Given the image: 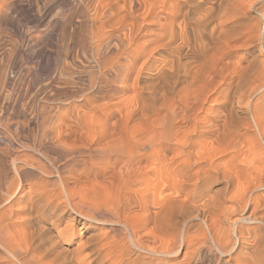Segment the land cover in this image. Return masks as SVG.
I'll return each mask as SVG.
<instances>
[{
	"label": "bare ground",
	"instance_id": "6f19581e",
	"mask_svg": "<svg viewBox=\"0 0 264 264\" xmlns=\"http://www.w3.org/2000/svg\"><path fill=\"white\" fill-rule=\"evenodd\" d=\"M79 1L83 2V3H96V5L99 7V11H98L99 13L98 14L100 16L102 15L101 18H103L105 20V24L102 23L99 26L96 25L95 27H93L94 28L93 29L94 34H96L98 37L100 36L101 38H103V36L106 35V34H104V29H105V27L108 26L106 24H110L112 22V19L114 17H116L117 15H119L121 12L123 13V19L125 21L129 20V19L131 20L133 27H134V34L132 32L133 37L130 38L129 41L122 43V44H119L120 47L118 48V50H120L123 54L129 55L130 61H128L129 63L124 61V62H126L125 64L123 62H120V67L122 65L124 67L127 66L130 68V66L134 65V63L137 62L140 57H143L144 58V61H142L143 62L142 66H144L143 71H145V69L146 70L148 69L147 71H149V69H150V71L152 70L154 72V74L151 73L153 79H155V80L159 79L160 80V78H162V80H164L163 78H167V79L169 78L173 81V83H175V81H176L175 85H177L179 82L184 83V85H183L184 87H181V88H183V91L182 90L181 91L184 94L182 96V95H180V93H178L179 94V95H177V96H179L178 101H175L177 99V97L174 100L175 95L174 96L172 95L173 92L175 94L177 93L174 91L176 89L175 88L176 86H175L173 88L174 90H172L173 92L171 93V95L173 96V97H171V98H173L172 100L168 99V98H170L169 97L170 95L167 97L166 96L167 93H165V94L163 93V95H165L164 96L165 99H163L164 97L162 98L160 96H159L160 97L159 98L158 95L159 94L162 95V93H158V95H157L158 99L155 100V103H154V100L151 103V104L154 103L153 104L154 110H153V112H150V113H152V115H150L148 113V110L151 111V108L153 105L150 106L151 108L149 107L150 109H148V107H147L148 110H146V108H145L146 106L144 107V104L142 103L143 107L141 105H139V107L136 109V112L138 114V117H139L142 125H143V122L145 119H147V120L149 119L147 116H154V115L160 116V114H161L160 120L159 119L156 120L155 116H154L155 120L151 119L153 121V124H151L152 125L151 129L147 128L150 126L149 123L151 121H149V120H148L149 122L147 121V123H148L147 127H146V125H144L147 129H144V128L140 129L138 127L139 125H137V122H136L134 129H135V127H137L140 130L137 131V128H136L134 130L136 132H134V133L127 132V133H129V136L127 137V139H125L126 136H124L123 139L121 140L122 143H118V141H112L111 143L106 142L107 143L106 144L103 140H101L102 142L105 143L104 144V143H100V141L98 139L97 140L94 139V143L97 144V145L94 144L96 146V147H94V149H92L91 147H87L85 149L83 147L85 149V150H83V151H85L84 153L86 154V152H87V155L85 157L87 159V162L89 161L92 163L94 160L96 162V159L100 162V160H105V159L106 160L107 159H113V160L117 161L119 159L131 158V159H136L139 162L147 159V160H150L149 162L152 164L155 160H158L160 162H163V164H160V165H162L164 168L158 167L159 169L163 168L162 170L161 169L156 170L157 169L156 167H150L149 166L151 169L145 168V170H142V171L144 174L145 173L151 174V172L153 170V173L155 172V176H157L156 177L157 179L159 177V179L165 180V183H166L165 185H164V182L161 183L164 187L162 189L168 190L170 192V190H173L172 182L174 181L173 180L171 182V180L173 179L172 175L174 176V174H171L173 167H172V169L169 167V166H171L170 164L172 162L171 161L172 159H170V158L174 156L173 162L182 166V168L180 167L181 170L179 169V165H177L178 168H176L177 166H175L176 170L179 169L180 171H183L186 168L187 169L191 168L194 164L199 163V161H201V159L203 158V155H202V156H199V157H201V158H199L200 159L199 161H196V159H195V161H193V159L195 158V153H194V151L191 150V148L193 146H195V144L197 142L200 143V141H201V140L195 141L194 140L195 138H193V137L198 132H201L200 134L202 136L206 135V136L211 137L213 139V141H211V142H213V144L216 145L217 150H215L213 153L212 152H206L203 150L201 151V153L203 152V154H204V158H203L204 161L203 160L202 161L205 162V166L203 167V169L201 168L202 172L200 174H198V172H199V170H198V172L195 171L196 174L193 172L194 174L193 173H192L193 175L189 174L190 175L189 176L187 173L188 171L187 172L183 171L184 173L183 172L181 173L182 180L180 178L179 179L181 181L178 179L182 183V184L180 183V185H182L181 187H183L185 184H187V183H185V182H187V177L189 178L190 181L195 180V182H196L195 184L199 186L198 189L195 186H193V187L191 186L192 189L194 187H195V189L191 190L190 193L188 191L189 194H187V192H186L187 190H186L184 193L187 194V198L184 199V197H183V200L187 199L186 201H188V202H190L189 200H191V199L198 200V202L200 203L199 207H200L201 212L203 214V217L205 219H208V218L214 219L215 218L216 220L218 219L219 222H222L232 215L237 216L236 219H234V222H235L234 226L235 227L233 226L234 227L233 230L235 232L236 237L233 238L232 235H230V237H228L229 236L228 234H223V237L222 238L220 237L221 239L220 240L218 239L219 241L217 240L215 242V247L217 248L216 250L219 251L217 253L219 254L220 258H221V256L222 257L225 256L229 261H232L235 264H264V157L258 156L260 149H259L258 153L255 152L256 149L253 148V142L251 145L250 141L252 138L250 136L252 134L250 136L248 135V137L251 138V139L247 138L249 141L246 140V141L239 142V144H240V143H244V142L248 141L249 142L248 144H250V146H249L250 148L247 146V143H246V146H241V148L238 147L237 144H235V145H237V146H235L234 145L235 140L231 139V138H233L232 136H234L236 133L241 134V133H238L241 130V128H243L244 126L246 127V125H248V124L251 125V123H252L253 124L252 125L253 130H255V132H253V134L255 133L254 136H256L258 141H260L261 143L263 142V144H264V60L259 58L260 56L259 57L256 56L255 58L245 59L246 61L244 64H241V62H239L240 64L237 65V62H236L235 65L234 66L232 65L231 67H230L231 64H229L228 62H224L226 58H229L232 55L231 51L227 49V46H229V44H231V42L233 40H236V38H235L236 34L244 33L243 30L246 28L245 27L242 30V27L246 26L247 22H248V21L244 22L245 17L248 15H247L246 11H244L242 9V7H243L244 3H246V1L244 3H243L244 0H79ZM252 2H253V0H252ZM249 3H251V2H249ZM249 3H248V5H249ZM252 4L254 5V2L251 3L250 6ZM256 4H258V3H256ZM248 5H244V6H248ZM246 10H249V9L246 8ZM249 11H247V12H249ZM260 12L262 13L261 15L264 17V5L263 4L261 5V11ZM247 18H248V20L250 19L249 17H247ZM93 21H94V19H93ZM251 24L252 23H250V25ZM248 27H249V25H248ZM252 27H254V26L252 25ZM246 29H247V31L250 30V29L248 30V28H246ZM256 29H255V31H256ZM252 31H253V29H252ZM144 32H145V34H144ZM246 34H247V32H246ZM144 35H147V36L151 35L152 38L150 40L146 41L145 43H140L138 39H139V37H142ZM242 36H244V35L242 34ZM262 36L264 38V32H263ZM245 37L246 38H244V39L250 38L249 36H245ZM247 37H249V38H247ZM255 37L256 36L254 35V37L250 38V39H254ZM110 41H111V39H110ZM255 41L257 42V40H255ZM260 41L263 42V48L260 46L261 44L259 46H260V48H262V51L264 52V50H263L264 49V39L260 40ZM246 42H248V41H246ZM241 43H242V40H241L240 44ZM249 43H250V41H249ZM233 44H235V43H233ZM246 44H248V43H246ZM238 46H240V45H238ZM243 46H247V45H243ZM235 47L236 46H234V48ZM247 47H249V46H247ZM247 47H242V48H247ZM250 47H251V45H250ZM258 47H257V49H258ZM239 48H241V46ZM242 48H241V50H243ZM100 53H101L100 50L96 49V51L94 52L95 57L99 58L101 56ZM117 54H119V53H117ZM258 55H259V53H258ZM116 56H118V55H116ZM127 59H128V57H127ZM114 63H116V62H114ZM101 64L103 66H105L106 65L105 60H102ZM118 66H119V64H118ZM142 66H141V69H142ZM131 68H133V67L131 66ZM140 71L141 70H139V72ZM137 76H138L137 79L135 78L136 83H138L137 82L138 79L139 80L146 79V78H144L142 72H140V74H138ZM101 79H103V78H101ZM153 79L151 81H153ZM159 80H158V82H159ZM162 80H161V83H164L165 80L163 82H162ZM146 81H148V80H146ZM169 81L167 80V82H168L167 84H169V86H170V84H172V83H169ZM172 81H170V82H172ZM153 83L154 82H152V85L157 84V83H154V84ZM138 84L136 86H138ZM141 84H145V83H141ZM165 85H166V81H165ZM136 86L134 84V88ZM146 86H149V85L147 84ZM154 86H157V85H154ZM154 86H153V88H154ZM172 87H173V84H172ZM151 89H152V87H151ZM162 89H164V88H162ZM162 89H161V91H162ZM176 90L179 91V89H176ZM147 91L150 92L151 90L147 89ZM157 91H159V87H158ZM164 91H165V89H164ZM152 93H153V90H152ZM193 93H198V95H196V98H198L200 96L202 97L204 95V101L202 100L203 97L202 98L200 97L201 99L199 98V101L202 100L203 103L204 102L206 103L205 100L208 101V99L212 98L210 100H211V102L214 103V105H211L212 104L211 102H210L211 104L208 103L209 105H211L210 109L212 108L211 109L212 116L210 117V119L208 118L209 121L207 120V122H209V123H207V125L205 124L206 126H203V125L201 126L200 125V123H202L201 119H200V123H199L198 122L199 116L196 115L193 128H189V129L187 128L188 130L186 131L184 136H181V138H179V136L182 135V133H179L178 132L179 129L178 130L176 129L178 127L176 125L179 123V121H177V119H176L177 118L176 117L177 110H178V108H181V110L184 112L185 120L187 121L190 119L188 113H189V109H190V100L192 99L191 96L193 95ZM154 94L155 93H153V96H154ZM143 95H144V93H143ZM211 96H213V97H211ZM134 97H137V95ZM140 97H139V99H140ZM146 98L147 97H145V99ZM148 98L150 99V96H148ZM141 99L143 100L144 98L141 97ZM134 100H135V98H134ZM150 101H151V99H150ZM156 101H157V104H156ZM149 102L147 101L146 105ZM200 103H202V102H200ZM204 105H206V104H202V107H201L202 109L204 108L203 107ZM132 106H134V105H132ZM198 107H200V106H198ZM130 108H129V110H130ZM201 108H199V109H201ZM206 111H207V109H206ZM162 112H163V115H162ZM134 114L136 116L135 110H134ZM247 114H249L250 118L247 116ZM127 115L132 117L129 114H127ZM156 118H157V116H156ZM82 119L83 118H81L80 120H82ZM87 119H85V120H87ZM88 120H90V119H88ZM87 121H85V124ZM134 121H136V120L134 119ZM202 121H203V123H206V122H204V120H202ZM249 121H250V123H249ZM90 122H92V121H90ZM93 123H95V122H93ZM92 125H93V127L95 126L94 124H92ZM101 125L103 126V124H101ZM142 125H140V126L144 127ZM89 126L90 125H88V128H90L88 130L89 132H91L97 128V127H95L92 130L91 129L92 126L91 127H89ZM102 126L100 127L101 129H102ZM200 126H201L202 130L200 129ZM88 128L85 125V129L87 130ZM249 128H250V126H249ZM101 129H98V130H100V131H102L103 129L105 130V128H103L102 130ZM98 130H94V131L96 132ZM49 131L46 129H44L43 132L39 131L41 133L39 134L37 140L35 139V143H33L32 146H29V147L33 148V150L36 153L34 151L33 152L35 154L39 155L40 157H37L36 155L31 153V154H24L22 157L20 156L21 158L20 157L16 158V160L19 161L18 163H21V164L16 165L15 170H18V172L20 174H23L25 176L27 173L26 176L29 177V175L37 172L39 174L41 173L42 176L40 177V175H37V176H39L40 179L37 181V183H35L34 185L31 186V187H35V190L33 189L34 191L33 192L31 191L32 193H30L29 197L26 196L27 197V200H25L26 201V206H25L26 208H24V209L26 210L27 213L25 212L26 216H23V217H25L23 221H25L28 226L31 225V227L32 226L35 227L34 230L32 229L33 230L32 232L30 231L34 238L32 236H30L31 233L29 232L30 233L29 236L31 238L28 239V241L29 240L31 241L30 242L31 246L33 245L34 247L30 246L27 248L26 247L27 243H25L26 245L24 244V242H26L25 240H23V242H22L23 244L20 243L21 249L24 248V249H22V251L20 250V252L17 250L12 251V250H10V248L6 249L2 245L6 250H9V253H10L9 255L11 256L12 261H14V262H12V264H108V263H106L107 256L108 255L110 256V251L112 252L115 249L117 250V248H118V250H119V248L122 250V252H120V253H122L121 254L122 257L120 260L116 259L115 261H109L111 264H112V262H113V264H153L154 262L151 263L150 261L145 260L144 257L146 254H144L143 258L140 256L143 252H141L140 255L139 254L136 255V253L133 251V247H138V248H141V250H142V247H144V246L141 247V246H139L138 243L133 242V241L131 242L132 246L128 245L124 240H123V242H125V243L121 242L120 240L118 241V239H119L117 237L118 234L116 236L117 240L114 239L115 241H118L117 243H115L114 240H113V242H112V240L108 241L109 237H111L112 235L110 236V233L107 230H106V232L105 231L104 232H102V231L95 232L93 235L89 236L85 241L83 240L82 242H80L81 241L80 240L79 241L80 243L77 246H71V244H70L71 235H70L69 230L71 228H73L75 225L77 226V225L81 224L82 226L87 227V229L93 228V229H91V231H96L98 229L100 230L101 225L98 226V224H105V225L111 224L110 231L113 233V232H115V229H116V228L115 229L113 228L114 226L120 225V227H121V225H123V227L128 228V227H130V225H128V224H130V223H128L130 221L127 220V219H129L128 216H127L128 218L124 217L123 215H122L123 216L122 217L119 212H116L118 209L115 211L114 209H112L110 207L111 201H110L109 195H108L109 192H107V189H104L103 186H101L103 183L102 184L101 183L94 184V185L91 184L92 185L91 187H85L88 184V182H87V184L83 187V185H81L82 181L81 182L77 181L76 183L80 182L81 186L78 184H76V185L74 184L75 186L73 187V189H72V186H69V188H71L72 190L70 193L68 192V190H69L68 189V183L66 181L67 177L65 179L62 177L63 175L65 176L66 171L64 170L61 172L60 168H62V167L59 168L58 163L60 161H62L64 156H66V157L68 155L72 156V154H74L76 152L73 148H70L71 145H73V144L68 146L67 144H64V143L62 145V144L58 143L57 141L56 142L55 141H53V142L48 141L50 139ZM85 131H83V132H85ZM125 131H128V130L125 129ZM249 131H247V132H249ZM130 132H132V130H130ZM10 133H12V132H10ZM15 133H19V131L15 132ZM104 133L106 134L107 132L104 131ZM242 133H245V132H242ZM101 134H103V133H101ZM14 135H16V134H14ZM85 135H87V133ZM92 135H93V133H91V136ZM103 135H101L102 136L101 138H104ZM120 135H119V137H120ZM192 135H193V137H192ZM244 135H246V134H244ZM18 136L21 137V134L20 133L17 134V137ZM81 136L82 137L84 136L83 133H81ZM88 136L89 135H87L85 137H88ZM91 136H89V137H91ZM85 137H84V139H85ZM119 137H118V139H119ZM245 137L246 136H244V138ZM33 138H35V137H33ZM47 138H49V139L46 140ZM88 138H86L87 141H88ZM105 138H104V140H105ZM211 138H210V140H211ZM256 138L254 137V139H256ZM90 139H93V137L89 138V142H87L88 144L86 143L83 146L91 145L93 142L91 143L92 140L90 141ZM118 139L116 137V140H118ZM123 140L124 141L126 140V141L123 142ZM210 140H207V141L210 142ZM18 141H19V139H18ZM21 141L22 140H20L19 142L22 143L23 146H26V144L24 145L23 144L24 142H21ZM254 142H256V140ZM89 143H91V144H89ZM232 143L235 147H231ZM213 144L211 143V146H210V145H208V142H206L205 145L210 146V147H208V149L209 148L211 149ZM254 144H256V143H254ZM197 145L198 144H196V146ZM205 145L203 143V146H205ZM257 145H255V146L257 147ZM258 147H260V146H258ZM74 148H75V146H74ZM76 148L78 150L80 148L79 153H78L80 155L82 153L81 147L79 146V148L78 147H76ZM206 148L207 147H205L204 150ZM235 148H240V149H238V151L239 150L243 151L244 150L243 148H245V150L241 153V155H243V156H240V157H242V158H240L241 160L237 159L238 162H235L233 165L230 163L232 165V167L228 168V166L230 164L227 165L226 162H223L222 159H224V158H222V157L227 155L230 150H232V151L235 150ZM261 148L263 149V146H261ZM210 149L207 151H210ZM93 151L98 155L92 154ZM263 152L264 151H262V153ZM84 153H82V154H84ZM169 153H173V155L169 157L168 156ZM53 154H55L57 156L53 157ZM228 155H230V153ZM239 155H240V153H239ZM177 156L181 157V159L177 160L179 162H176V160H175V158ZM77 157H76V159L79 158V157L78 158ZM43 158L47 161L46 163L43 161L44 160ZM72 158H75V157L72 156ZM227 158H225V159H227ZM83 159H84V157H83ZM86 159H84V160H86ZM197 159H198V157H197ZM234 160L235 159H233V162H234ZM73 161H74V159H73ZM62 162H61V164H63ZM95 162H93V164ZM192 162H194V163H192ZM227 162H229V161H227ZM14 163H16V162H14ZM47 163H51V165H55L57 170L52 171V169H50V167ZM64 163H65L64 164L65 168H66V166H68V164L70 166L69 160H66ZM86 164H88V163H86ZM176 164H174V165H176ZM202 164H201V166H203ZM197 165H199V164H197ZM153 166H155V165L153 164ZM154 168H155V170H154ZM198 168H194V169H198ZM176 170H174V171H176ZM52 172L53 173L54 172L60 173V176L62 178V181H61L62 185L61 186L64 187L63 189L67 193V198L69 200L68 203L70 204V207L72 209V212H70V213H68L67 209L65 208V207H67V204L66 205L63 204L66 202L61 201V200L65 199V198L61 199L63 197V193L61 191V188L59 189V191H61L60 193H57L55 191V188L57 186H59L60 183H59V185H57L56 181L53 182L52 179L49 180L46 178L48 175L52 176L49 174ZM61 173H64V174L61 175ZM144 174L142 177L147 178V176H145ZM170 174H171L172 179H170ZM151 176H154V174L153 175L151 174ZM177 176H176V178L180 177V176H178V177ZM149 177H150V175H149ZM152 179H150V180H152ZM150 180H149V182H151ZM178 180L176 179L175 182ZM154 181H156V179ZM15 182L16 181H14V183ZM11 183H12V180L10 181V184ZM174 183H173V185L175 187L177 184L175 185ZM192 183H189V184H192ZM8 185H9V183H8ZM156 185H158V184H156ZM50 186H52V189ZM7 188H9V187H7ZM156 188H157V186L155 187V190H154L155 192H156ZM183 188H185V187H183ZM187 188L188 187L186 186V189ZM145 189H147V188H145ZM149 189L151 190L150 187H149ZM149 189H147V190H149ZM177 190L178 189H176V192H177ZM179 190H180V188H179ZM182 190H184V189H182ZM7 191H9V190L7 189ZM14 191L16 192L15 187H14ZM141 192L144 193L145 190L141 191ZM147 192H145V193H147ZM150 192L151 191H149L148 193H150ZM180 192L182 193L181 190H180ZM10 193H12V192H10ZM143 193L141 194L142 196L144 195ZM156 193H158V192H156ZM178 193H179V191H178ZM178 193H177V196H178ZM155 194H154V196H155ZM171 194H172V191L170 192V194L166 193L167 196L163 194L165 196L164 198H166V197L168 198L166 203H165L166 200L164 201L163 196H162L161 200H159L160 198L158 197L157 200L160 201V205L163 207L160 209L161 210L160 213H162V214H163V212L166 213L169 211L170 208H174V207H172V205L174 204V202H175V205H177L176 204V202H178L177 200H180L179 201L180 204L183 203V202H181L182 199H180V196H178L179 199H178V197L177 198L175 197L176 194L174 196V192L172 194L174 196V198L171 199L170 198ZM141 195H140V197H141ZM172 195H171V197H172ZM13 196H15V195H13ZM16 196H18V195H16ZM147 196H148V194H147ZM158 196H161V194L158 193ZM18 198L16 200H18ZM76 198H78V200H76ZM141 198H143V197H141ZM152 198H154V197H152ZM4 199L6 200V198H4ZM151 199H150V201H151ZM154 199H156V198H154ZM169 200H171V201H169ZM108 201H110V203ZM145 201H147L146 198H145ZM158 202H156V203H158ZM163 203H165V204H163ZM192 203H194V202H192ZM146 204H147V202H146ZM152 204H154V203H152ZM142 205H145V204L143 203ZM179 205H177V206L180 207L181 205L180 206ZM192 205L195 207L196 204H192ZM183 206H181L183 208V209L181 208V210L182 211L187 210L186 208H188V206L187 207H185V206L183 207ZM192 207H191V213H193ZM145 208H147V207H145ZM175 208H176V206H175ZM71 209H69V210H71ZM171 210L172 209H170V211H169L171 213L175 212V211L176 212L179 211V210H175V211H171ZM143 211H144V209H143ZM148 211H150V210L148 209L147 213H148ZM193 211H196V210H193ZM150 212H152V211H150ZM155 212H156V210H155ZM155 212L152 214H155ZM147 213H146V215H147ZM168 213L166 214V217L168 216ZM180 213H184V211L180 212ZM188 213L191 214L190 212H188ZM173 214H171L168 217H170V218L173 217ZM185 214H183V215H185ZM189 214H187V215L189 216ZM196 214H198V213H196ZM199 214H201V213H199ZM143 215H144V217L146 216L145 214H143ZM143 215H142V217H143ZM183 215H182V217H183ZM156 216H158V215H156ZM160 216L161 215L159 214V217ZM177 216L179 217V215H177ZM193 216L195 218V214H193ZM13 217H11V218H13ZM159 217H157V218L159 219ZM161 217H165V215H163ZM7 218H8V216H7ZM7 218H6V220H7ZM11 218H10V221H11ZM149 218H151V217L149 216ZM163 219H165V218H162V221H163ZM171 219L174 220L173 218H171ZM171 219H170V221H171ZM187 219H189V217H187ZM213 219H212V221L210 220V222L215 221ZM230 219H232V218H230ZM0 220L3 221L4 219H0ZM148 220L151 222L150 219H148ZM152 220H153L152 222H154V220L157 221V219L155 218V215H154V219L152 218ZM160 220H161V218H160ZM167 221H166V224H167ZM184 221H185V219H184ZM140 222H141V220H140ZM142 222L144 224H146L144 221H142ZM152 222H151V224H153ZM177 222H175V224ZM190 222H192V220H190ZM201 222L199 221V223H201ZM219 222L217 221L218 224H219ZM141 223H140V225H141ZM170 223H171V227H172V224L174 222L171 221V222H169V224ZM182 223H183V225L182 224L181 225L183 227L185 223L184 222H182ZM204 223H205V226H207L206 221ZM204 223L201 225L204 226ZM217 223H215V224L217 225ZM26 224H24V225L26 226ZM158 224L161 225V222L158 221L157 224H154V225H157V227H158L159 226ZM212 224H210V225H212ZM215 224H213V226ZM12 225H13V223H12ZM178 225L176 227L179 229L178 230V232H179L180 228L178 227ZM201 225L198 224V226H201ZM224 225H222V226L218 225V228L221 229L220 228V226H221L224 229ZM28 226H27V228H28ZM147 226H149V225H147ZM167 226H168V224L165 226V228ZM213 226H211L212 229L214 228ZM13 227H15V226H13ZM162 227H164V226L162 225ZM152 228L150 229V232L153 230ZM154 228H156V226ZM158 228H160V227H158ZM158 228H156L154 230H157ZM190 228H191V226H190ZM199 228H201V227H199ZM218 228H216V230ZM102 229H104V228L102 227ZM129 229H131V228H129ZM175 229H173V230H175ZM193 229H195V228H193ZM198 229L197 230L195 229L196 233H198ZM173 230L171 233L168 231L170 233V235L171 234L174 235L173 233L175 231L173 232ZM206 230H207V227H206ZM230 230H231V228H229L228 231L230 232ZM26 231H28V229ZM166 231L167 230L165 229V232ZM200 231H203V230L199 229V233H200ZM208 231H209V227H208ZM212 231H214V230H212ZM219 231L222 232L221 230H219ZM117 232L118 231H116L115 233H117ZM160 232L161 231L159 230V234H160ZM165 232H163L165 235L163 233L160 235H162L163 238L167 239L168 235H167V237H165L166 233H167V232L166 233ZM128 233H129V231H128ZM133 233L131 232L130 234H133ZM175 233H177V232H175ZM183 233H184V231H183ZM185 233H187V232H185ZM206 233L204 232L203 234H206ZM210 233L212 234V232H210ZM120 234H122V232ZM120 234H119V236H122ZM145 234H144V236H145ZM154 234H156V232ZM201 234H202V232H201ZM207 234H209V233H207ZM15 235L16 234L14 233V235L12 237L15 238L16 237ZM124 235H125V233H124ZM185 235L186 234H184V236H183L184 238H185ZM200 235H199V239H200ZM25 236H26V234H25ZM25 236L23 234V236H21L22 239H23V237L26 238ZM131 236H133V235H131ZM196 236H198V235H196ZM220 236H221V234H220ZM145 237H147V236H145ZM171 237L173 238V236H171ZM171 237L169 236L170 239H171ZM120 238H122V237H120ZM202 238H204V237H201V239ZM213 238H214V236H213ZM22 239H19V240L21 241ZM174 239H175V236H174ZM204 239H203V241H204ZM19 240L18 241L13 240V241H15L14 243L18 242V244H19ZM132 240H134V239H132ZM138 240H139V238H138ZM169 240H167V241H169ZM206 240H208V239H206ZM210 240L211 239H209V241ZM136 241H137V239H136ZM191 241L193 242L195 240H193L191 237ZM0 242H1V240H0ZM35 242H36V244H35ZM172 242H174V240ZM139 243L141 244V242H139ZM167 243H169V242H167ZM201 243H202V241H201ZM176 244H177V242H176ZM22 245L24 247H22ZM169 245H170V243H169ZM189 245L191 246V243H189ZM213 245H210V246H213ZM28 246H29V242H28ZM166 246H168V245H166ZM175 246H177V245H175ZM14 247H15V245H14ZM198 247L201 248V246H198ZM25 248H27V249H25ZM165 248H167V247L164 246V249L161 251H163V252H164V250L167 251V249H165ZM11 249H14V248H11ZM34 250L37 253L35 255L32 253ZM148 250L149 249H147V251ZM151 250H153V249L150 248V251ZM156 250H154V252ZM176 250L174 252H177ZM199 250L202 252L201 249H199ZM207 251H208V249H207ZM167 252H170V251L168 250ZM116 253H117V251H116ZM170 253H172V251ZM185 253H186V251H185ZM211 253L209 252V254H211ZM209 254H208L207 258H209ZM167 255H169V254H167ZM187 255H189L188 252H187ZM163 256H166V255H163ZM150 257H151V255H150ZM198 257L201 258L200 256H198ZM211 257H212V255H211ZM213 257H212V259H213ZM219 257H217V258H219ZM110 258H111V256L109 257V259ZM166 258L164 257V260ZM214 258L217 259L216 257H214ZM200 260H202V259H200ZM219 260H221V259H219ZM207 261H209V260H207ZM217 261H218V259H217ZM227 261H226V264H227ZM229 261H228V263H229ZM189 262H187V264H189ZM204 262H205V260H204ZM184 264H185V262H184ZM211 264H212V262H211Z\"/></svg>",
	"mask_w": 264,
	"mask_h": 264
},
{
	"label": "rangeland",
	"instance_id": "374dc122",
	"mask_svg": "<svg viewBox=\"0 0 264 264\" xmlns=\"http://www.w3.org/2000/svg\"><path fill=\"white\" fill-rule=\"evenodd\" d=\"M245 1H246V3L247 2L248 3L254 2V5L252 4L253 6L252 5L250 6L251 3H249V5H248V3L247 4L244 3ZM253 2H252V0H244L243 1L244 5H248L250 8L248 6H244V5L242 7V9L244 11H246V13L248 15L244 19L245 20L244 22L248 21L247 25L242 27V30L245 27L248 28V30L249 29L250 30L247 31V29L245 28L244 30L247 32V34L243 30L244 33H242V34L244 36H242V34H236L235 38L237 41L233 40L234 42L232 41L231 44H229V46H227V49L231 51L232 55H231V57L226 58L227 60L225 59L224 62H228L229 64H231L230 67L232 65L234 66L236 62H237V65L240 64L239 62H241V64H244L246 61L245 59L255 58L256 56H258V57L260 56L259 58L264 60V52L262 51L263 42L260 41V40L264 39L262 36V34L264 32V17L261 15L262 13L260 12L261 11V5L262 4L264 5V3H263L264 0H259V1L253 0ZM256 3H258V4H256ZM245 7L248 8L250 11L246 10ZM98 11H99V7L96 5V3H83V2H80L79 0H0V219H4L3 221L0 220V240H1V242H0V264H12V262H14V261H12L11 256L9 255L10 254L9 250H6V249L10 248V250H12V251H16V250L19 252H20V250L22 251V249H24V248L21 249L20 243L23 244L22 243L23 240L26 241V242H24V244L27 243V245L25 244L27 248L31 246V243H30L31 241L30 240L28 241V239L31 238L30 236L33 237L31 232L34 230L35 227L32 226L33 227L32 228L31 225L28 226L26 224V222L23 221L25 218L23 216H26V213H27L26 210L24 209V208H26L25 207L26 206L25 200H27V197H29L30 193H32L35 190V187H31V186L34 185L35 183H37V181L40 179L39 176H37V175H40V177L42 175H41V173L39 174L37 172L29 175V177L26 176L27 173L25 176L23 174H20L18 172V170H15L16 165L21 164V163H18L19 161H17L16 158H18L20 156L22 157L24 154H31V153L36 155L37 157H40L39 155L35 154L36 152L33 150V148H31L29 146H32L33 143H35V139L37 140L39 134L41 132H43L44 129H46L48 131L50 130L49 131L50 139L47 138L46 140L49 139L48 141H51V142L57 141L58 143H60L62 145L64 143V144H67L68 146L73 144V145H71L70 148H73L75 150L76 153L72 154V156L75 158H72L71 155H68L67 157L64 156L62 159L63 162L60 161L58 163L59 168L62 167V168H60L61 172L64 170L66 171L65 176L63 175L64 173H61V175H63L62 177L64 179L67 177L66 181L68 183V189H69L68 192L70 193L76 184L80 185L81 181H82L81 185H83V187L87 184V182H88V184L85 187H91L94 184H99V183L102 184L103 183L104 185L103 184L102 185L100 184V185L103 186L104 189H107V192H109L108 195H109V199L111 201L110 207L112 209H114L115 211L118 209L116 212H119L121 214V216L123 215L126 218L129 217V219H127V220L130 221V222L127 221L128 223H130V224H128V225H130V227H128V228L123 227V225H121V227H120V225L114 226L113 228L114 229L116 228L115 232L118 231L117 233H115V232L112 233L110 231L111 224H108V225L107 224L106 225L105 224H98V226L101 225L100 230L98 229L96 231H91V229H93V228L87 229V227H84L81 224H79L77 226L75 225L73 228H71L69 230L70 235H71V242H70L71 246H77L80 242H82L83 240L85 241L89 236L93 235L95 232H98V231H102V232L105 231L106 232V230H107L110 233V236L111 235L113 236V237L111 236L113 239L111 237H109L108 241L112 240V242H113V240L114 239L117 240V237H118L119 238L118 241L120 240L121 242H123V240H124L128 245L132 246L131 242L133 241V242L138 243L139 246H141V247L144 246V247H142V250H141V248L133 247V251L136 253V255L137 254L140 255V253L143 252L140 256L143 258L144 254H146L144 257L145 260L150 261L151 263L154 262L153 264H180V263L184 264V262H185V264H187V262H189V261H190L189 264H202V263L203 264H211V262H212V264H223L224 262H225L224 264H226V261L228 259L225 256H223V257L221 256V258L219 257V254L217 253L219 251L216 250L217 248L215 247V242L218 239L220 240L223 237V234H228L229 235L228 237H230V235H232L233 238L236 237L233 229L235 227L234 226L235 225L234 219H236L237 216L232 215L222 222H219V220L218 219L216 220L215 218L214 219L213 218L205 219L203 217V214H202L201 209L199 207L200 203L198 202V200H196V199L189 200L191 203L194 202L192 204L197 205V206L195 205V207L190 202L186 201L187 199L183 200V197H184V199L187 198V194H189L191 192V190L195 189V187L197 189L199 188V186L195 184L196 183L195 180L190 181L189 178L187 177V182H185L187 184H185L183 186L185 188L181 187L182 185H180V183H181L180 181L182 180L181 173L183 171L184 172L188 171L187 172L188 175L189 174L193 175L195 173V171L198 172V170H199L198 174H200L202 172V169L205 166V162H203L204 161V159H203L204 154H203V152L201 153L202 150L206 151V152H212V153L215 150H217L216 145L213 144V142H211V141H213V139L211 137L206 136V135L202 136L200 134L201 132H198L195 135L196 137L195 136L193 137V135H192V137L195 138L194 139L195 141H200V140L204 141V142L200 141V143L197 142L196 144H198L197 145L198 147L195 144V146H193L191 148V150L194 151V153H195V158L193 159V161H195V159H196V161H199L200 160L199 158H201L199 156L203 155V158L201 159V161H199V163H197L200 166L197 164H194L191 168H188L190 171L187 168L184 169L183 171H180L181 170L180 167L182 168V166L173 162L174 156L170 158V159H172L171 160L172 162L170 164L171 166H169V167L171 169L173 167L171 174H174V176L175 175L177 176L178 174H179L178 176L181 175L180 177L177 176L178 178H176V176L174 177L172 175V177H173V179H172L171 174H170V179H172L171 182L174 180L172 182L173 190H170V192L172 191V194L174 192V196L176 194V196H175L176 198L178 196H180V199H182L181 202H183L185 204V205L183 203L180 204L179 203L180 200H177L178 201V202H176L177 205L180 204L181 206H183V205L185 207L188 206V208H186L187 210H183L184 213H180V212H183L181 210L182 207L180 205H179L180 207L175 205V202L172 205V207L175 208V206H176V208L175 209L170 208V209H172L171 211L179 210V211H177L178 213L175 211L177 214L175 212H172V213L169 212L170 209L168 211L169 213L168 212H166V213L163 212V214L160 213V211H161L160 209L163 207L160 205L159 200H161V198L163 196V199H164V201L166 200L165 201V203H166L168 198L167 197H166L167 199L164 198L165 197L164 195H166V193L170 194V192L168 190L162 189L164 187L161 183L164 182V185H165L166 184L165 180L159 179V177L157 179L156 178L157 176H155V172L153 173V170H152L151 174L152 175L154 174V176H151V174H149V173L144 174L142 171V170H145V168L149 169L150 167H156L157 168L156 170H158L159 169L158 167H163L162 165H160V164H163V162L155 160L151 164L149 162L150 160H147V159L139 162L136 159H131V158L119 159L117 161L113 160V159H107V160L105 159V160H100V162L96 159V162H95V160L93 161L96 164L95 163L93 164V162L91 163L89 161L87 162V159L85 158L87 155V152L85 154L84 153L85 151H83V150H85L87 147H91L92 149H94V147H96L95 145H97L96 143H94V139L95 140L98 139L100 141V143H104V142L105 143L106 142L111 143L112 141H118V143H122L121 140L123 139L124 136H126L125 139H127V137L129 136V133L136 132V131H134L137 128V127H135V129H134L136 122H137V125H139L138 127L140 129H143V128L144 129H147V128L151 129L152 128L151 124H153L152 120L154 119V116H155L156 120L157 119L160 120L161 114H160V116L153 114L154 116H147L149 118L148 120L152 122V123L151 122L149 123L150 128L147 127V125H148L147 119H145L146 121L144 120L143 125H142L141 121L138 117V114L136 112V109L139 107V105H141L143 107V104H144V107L146 106L145 108H146V110H148L151 108L150 106H152L155 103V100H157L159 96L162 98L165 96V95H163V93L164 94L167 93L166 94L167 97L170 95L169 96L170 98H168L170 100H172L173 98H171V97H173L175 95L174 100L177 97V99L175 101H178V97H179V96H177V95H179L178 93H180V95H182V96L184 94V93H182L183 88H181V87H184L183 86L184 83L179 82L177 85H175L176 81H175V83H173V81L171 79L163 78L166 81V85H165V81L162 80V78H160V80L159 79H156V80L153 79L151 73L154 74V72L152 70H151L152 72L150 71V69H149V71H147L148 69L147 70L145 69V71H143L144 70V66H142L143 65L142 61H144L143 57H140L138 59V61L134 63V65H131L133 67V68H131V66H130L131 69L127 66L124 67L122 65L120 67V62H123L125 64L126 62L129 63L128 61H130L129 55L123 54L120 50H118V48L120 47L119 44H122V43L129 41V39L133 37L132 36L134 34L133 24H132L130 19L125 21L123 19V13L121 12L119 15H117L116 17H114L112 19V22L110 24H106V25H108L104 29V34H106L105 35L106 37L105 36H103V38H101L100 36L98 37L96 34H94V31H93L94 28L93 27H95L96 25L99 26L102 23L105 24V20L103 18H101L102 15L100 16L98 14L99 13ZM247 11H249V12H247ZM247 17L250 18L249 19L250 21L248 20ZM93 19H94V21H93ZM250 23H252V24L250 25ZM248 25H249V27H248ZM252 25L254 27H252ZM252 29H253V31H252ZM255 29H256V31H255ZM132 32H133V34H132ZM144 34H145V32H144ZM254 35L256 36L255 37L256 39L255 38L254 39L257 40V42L254 39H250V38H253ZM245 36H249L250 38L247 37L249 39H244V38H246ZM151 38H152L151 35H148V36L144 35L142 37H139L138 40L140 43H145L146 41L150 40ZM110 39H111V41H110ZM241 40H242V43L240 44ZM245 40L248 42H246ZM244 41L246 43H248L249 45L246 44ZM249 41H250V43L251 42L252 43L250 44ZM233 43H235L236 45ZM238 45H240L241 48L247 47V46H249V47L242 48L243 50H241V48H239L240 46H238ZM243 45H247V46H243ZM250 45H251V47H250ZM259 45L262 48H260ZM234 46H236V47L234 48ZM257 47H258V49H257ZM96 49L100 50V52H101L100 53L101 56L99 58H96L94 55V52L96 51ZM257 52L259 53V55ZM117 53H119V54H117ZM116 55H118V56H116ZM127 57H128V59H127ZM102 60H105V62H106L105 66H103L101 64ZM124 61H126V62H124ZM114 62H116V63H114ZM118 64H119V66H118ZM141 66H142V69H141ZM138 69L141 70L140 72H142L144 78H146L143 80L138 79L137 82L138 83L140 82L139 84L135 82V80L138 77L137 75L140 74ZM101 78H103V79H101ZM152 79H153V81H151ZM166 79L168 81L169 80L172 81V82L169 81V83H172L173 87H172V84H170V86H169V84H167L168 82ZM146 80H148V81H146ZM158 80H159V82H158ZM161 80H162V82L164 81V83H161ZM152 82L157 83V84L153 83L154 85H157V86L152 85ZM141 83H145L146 85L148 84L149 86H146L145 84H141ZM134 84H135V86L138 84V86H136L134 88ZM153 86H154V88H153ZM151 87H152V89H151ZM158 87H159L160 92L157 91ZM174 87L176 89H179V91L176 89L174 90L173 89ZM162 88H164L166 92ZM147 89L151 90L150 91L151 93L153 90V93H155L154 96H153V93L151 94L149 91H147ZM161 89L163 92L161 91ZM172 90H174L177 93L175 94ZM143 93L145 96L143 95ZM158 93H162L163 96L161 94L158 95ZM171 93L173 96L171 95ZM136 95H137V97H134ZM157 95H158V97H157ZM196 95H198V93H193V95L191 96L192 99L190 98L191 99L190 100V109H189V113H188L189 118H190L189 120H187V121L185 120L184 112L181 110V108H178V110H177V115H176L177 118L176 119H177V121H179V123L176 125V126H178L176 129L177 130L179 129L178 132L182 133V135H180L179 138H181V136H184V134L186 133V131L189 128H193L196 115L199 116V118H198L199 123H200V119H201V122H202V123H200L201 126L202 125L206 126L207 123H209V122H207V120L209 121L210 117L212 116V113H211L212 108L210 109L211 105H214V103L211 102V100H210L212 98L209 97L210 99H208V101L205 100L206 103L205 102L203 103L204 95L202 96L203 101L202 100L199 101V98L201 96L196 98ZM138 96L139 97L141 96L144 99H145V97H147L146 98L147 100L146 99L142 100L141 97H140V99H141L140 100ZM148 96H150L151 101L148 98ZM133 97L135 98V100ZM211 97H213V96H211ZM163 99H165V97ZM153 100H154V103L151 104L153 102ZM147 101L148 102L150 101L149 102L150 104L148 103L146 105ZM200 102H202V103H200ZM208 103H210L211 105H209ZM156 104H157V101H156ZM202 104H206L203 106L204 107L203 109L201 108ZM132 105H134V106H132ZM198 106H200V107H198ZM147 107H148V109H147ZM153 107H154V105L152 106L151 111L148 110V113L150 115H152V113H150V112H153V110H154ZM129 108H130V110H129ZM199 108H201V109H199ZM206 109H207V111H206ZM134 110H135L137 117L134 114ZM126 113L131 115L132 117L128 116ZM162 115H163V112H162ZM156 116H157V118H156ZM247 116L249 117V114H247ZM80 117L83 119L80 120L81 119ZM87 118L90 120H88ZM85 119H87L88 121ZM134 119L136 121H134ZM84 120L87 121L86 124H85ZM202 120H204V122H206V123H203ZM90 121H92V122H90ZM250 121H249V123H250ZM93 122H95V123H93ZM91 123L94 124L95 126L93 127V125ZM101 124H103L104 127ZM85 125L87 126V128H88V125H90L89 127L92 126V128H91L92 130L95 127H97V128L99 127L98 129H101L100 128L101 126H102V129L105 128V130L101 129L102 131H100L96 128L94 130H98V131H96L97 133L94 130L89 132L88 130L90 128H88L86 130ZM140 125H142V126L146 125L147 128L145 126L141 127ZM252 125H253L252 123H251V125L250 124L246 125L247 128L244 126L238 132V133H241L242 135L236 133L237 135L235 134L234 136H232L233 138H231V139L235 140L234 145L237 144L238 147L241 148V146H246V143H247V146L249 147L250 144H248L249 143L248 139L252 138L250 141L251 145L253 142V148L256 150L258 149L257 151L255 150V152L258 153V151L260 149L258 156L264 157L263 156L264 152L262 153V151H264L263 150L264 144H263V142L261 143L260 141H258L256 136H254L255 133L253 134V132H255V130H253ZM201 126H200V129L202 130ZM249 126H250V128H249ZM139 128H137V131L140 130ZM125 129L128 131H125ZM129 129L132 130V132H130ZM18 131L21 134V137H19L20 135L17 137V134H19V133H15V132H18ZM39 131H41V132H39ZM83 131H85V132H83ZM104 131L107 133L105 134ZM247 131H249V132H247ZM10 132H12L13 134ZM127 132H129V133H127ZM242 132H245V133H242ZM81 133H83V135H84L83 137L81 136ZM86 133L89 136H91V133H93V135L91 137L88 136L89 138L93 137V139H90V141L92 140L91 143L92 142L93 143L92 144L89 143V144H91L89 146L88 145L83 146L84 144L89 142V138L85 137V136H87V135H85ZM101 133H103L105 136ZM14 134H16V135H14ZM244 134H246V135H244ZM101 135H103L104 138L106 137L105 140H104V138H101L102 137ZM119 135H120V137H119ZM243 135L246 136L245 137L246 139L244 138ZM248 135L249 136L251 135L250 136L251 138H249ZM15 136L19 139V141L22 140L21 142H24L23 144L24 145L26 144V146H23L22 143H20ZM33 137H35V138H33ZM84 137H85V139H84ZM116 137H117V139L119 137V139L116 140ZM254 137L256 139H254ZM86 138H88V141ZM210 138H211V140H210ZM206 139L210 140V142L207 141ZM28 140L29 141L31 140V141L29 142ZM101 140H103L104 142H102ZM246 140H248V141L244 142V143H240L241 145L239 144V142L246 141ZM255 140H256V142H254ZM125 141L123 140V142H125ZM206 142H208V145H210V146H211V143L213 144L211 149L209 148L210 151H207V150H209L208 147H210V146H208V145L206 146L205 145ZM203 143L205 146H203ZM254 143H256V144H254ZM234 145L232 143L231 147L237 146V145H235V146ZM255 145H257V147L258 146H260V147L257 148ZM74 146H75V148L76 147L79 148V146H80L82 149L81 152L84 154H82L80 152L81 154L79 155L78 153H79L80 148L78 150L77 148L75 149ZM261 146H263V149L261 148ZM205 147H207V148L204 150ZM240 148H235V150H233V151L230 150L229 151L230 155H228L229 154L228 153L227 155L222 157V158H224V159H222V161L226 162L227 165H229L230 163L233 165L235 162H238L237 159L241 160L240 158H242V157H240V156H243V155H241V153L245 150V148H243L244 149L243 151H241V150L238 151V149H240ZM239 153H240V155H239ZM92 154L98 155L94 151ZM172 155H173V153L168 154L169 157ZM56 156L57 155L53 154V157H56ZM76 157L78 159H76ZM83 157L86 160H84ZM197 157H198V159H197ZM225 158H227V159H225ZM73 159H74V161H73ZM179 159H181V157L177 156L175 158L176 162H179V161H177ZM233 159H235L234 162H233ZM66 160L70 161V166L68 164V166H66V168H65L64 162ZM43 161L45 163L47 162L45 159ZM227 161H229V162H227ZM14 162H16V163H14ZM61 162L63 164H61ZM86 163H88V164H86ZM192 163H194V162H192ZM47 164L49 165L50 169H52V171L57 170L55 165H51V163H47ZM153 164L155 166H153ZM174 164H176V165H174ZM201 164L203 166H201ZM231 164L228 166V168L232 167ZM177 165H179L180 170L179 169L176 170V168H178ZM175 166H177V167L175 168ZM194 168H198V169H194ZM154 170H155V168H154ZM174 170H176V171H174ZM49 174L52 176L48 175L46 177L47 179H49V180L52 179L53 182L56 181L57 185H59V183H60L59 186L56 185L58 188L55 186L57 188V189L55 188V191L57 193H60L62 191L63 197L61 199H64V198L65 199L61 200V201L66 202L63 204H65V205L67 204V207H65V208L67 209L68 213L72 212L70 204L68 203L69 200L67 198V193L63 189L64 187L61 186L62 185V183H61L62 178L60 176V173H56V172L53 173L52 172ZM143 174L145 176H147V178L142 177ZM149 175H150V177H149ZM148 177L150 179H152L153 177L154 178L152 180H150ZM175 178L177 180L180 178L181 180L179 179L180 180V181L178 180L179 182L178 181L175 182V180H176ZM155 179H156V181H154ZM11 180H12V183L10 184ZM149 180L151 182H149ZM14 181H16L17 183L16 182L14 183ZM77 181H80V182L76 183ZM188 182L189 183L193 182V183L189 184ZM8 183H9V185H8ZM173 183L175 185L177 184L176 186L178 188L176 186H175L176 187L175 188ZM156 184H158V185H156ZM69 186H72V189L69 188ZM156 186H157L156 192L161 194V196H158V193H156L154 191ZM186 186L189 189L188 188L186 189ZM191 186L192 187L195 186V187L192 189ZM7 187H9V188H7ZM14 187L16 189V192L14 191ZM50 187L52 189V186H50ZM144 187L147 189H149V187H150L151 190L150 189L147 190ZM60 188H61V191H59ZM179 188L182 191V193L180 192ZM7 189L9 191H7ZM143 189L145 190V192H147V191L148 192L151 191V192L150 193H148V192L143 193V192H141V191H144ZM176 189H178L177 192H176ZM182 189H184V190H182ZM178 191L182 196L178 193ZM185 191L187 192V194L184 193ZM188 191H189V193H188ZM10 192H12V193H10ZM142 193L144 194L143 196L141 195ZM177 193H178V196H177ZM147 194H148V196H147ZM149 194L150 195L152 194V195L150 196ZM154 194H155V196H154ZM13 195H15V196H13ZM16 195H18V196H16ZM140 195L143 198H141ZM171 195H170V198L171 199L174 198V196L172 195V197H171ZM152 197H154L156 199H154ZM158 197L160 198L159 200H157ZM4 198H6V200ZM17 198H18V200H16ZM145 198L147 199V201H145ZM150 199H151V201H150ZM178 199H179V197H178ZM76 200H78V198H76ZM110 201H108V202L110 203ZM169 201H171V200H169ZM146 202L148 205L146 204ZM151 202L154 203L156 206L154 204H152ZM156 202H158V203H156ZM143 203L145 205H142ZM165 203H163V204H165ZM145 207H147L152 212L148 211V213H147L148 209ZM191 207H192L193 213H191ZM69 209H71V210H69ZM143 209H144V211H143ZM155 210H156V212H155ZM193 210H196V211H193ZM187 211L190 212L191 214H189ZM145 212L147 213L148 216L146 215ZM154 212H155V214H152ZM142 213L145 214L146 216L144 217V215ZM167 213H168V216H170L171 214L174 213L173 217H171L174 220H172L168 216L166 217ZM196 213H198V214L201 213V214L198 215ZM141 214L143 215V217L145 219L142 217ZM159 214L161 216L165 215V217H161V216L159 217ZM181 214L182 215L185 214V215H183V217H182ZM187 214H189V216ZM193 214H195L196 219L194 218ZM154 215H155V218L157 219V221L154 220L155 223L152 222L153 221L152 218L154 219ZM156 215H158V216H156ZM177 215H179V217ZM7 216H8V218H7ZM149 216L151 218H149ZM11 217H13L14 219ZM157 217H159V219ZM187 217H189V219L192 220V222H190V220L187 219ZM6 218H7V220H6ZM10 218H11V221H10ZM160 218H161V220H160ZM162 218H165V219H163V221H162ZM230 218H232V219H230ZM148 219H150L153 224H151V222ZM170 219H171V221L174 222L172 224V227H171V223L169 224V222H171ZM184 219H185V221H184ZM212 219L215 220L216 222L215 221L210 222V220L212 221ZM140 220H141V222L144 221L146 224H144L143 222L141 223ZM180 220L181 221L183 220L182 222L185 223L183 227H182L183 223ZM158 221L161 222V225H159L160 223L158 224L159 225L158 227H160V228H158L157 225H154V224H157ZM166 221H167L168 226L165 228V226L167 225ZM199 221L200 222L202 221V222L199 223ZM205 221H206L207 226H205V223H204ZM217 221L219 222V224L217 223ZM175 222H177L179 225L177 223L175 224ZM12 223H13V225H12ZM140 223H141V225H140ZM203 223H204V226L201 225ZM212 223L213 224L217 223V225L215 224L213 226ZM24 224H26V226ZM198 224L201 226H198ZM210 224H212V225H210ZM147 225H149V226H147ZM162 225L164 227H162ZM177 225L180 228L179 232H178L179 229L176 227ZM218 225H221V226L224 225V229L221 226H220L221 229H219ZM13 226H15V227H13ZM27 226H28V228H27ZM155 226H156V228H158L157 230H154V229H156V228H154ZM190 226H191V228H190ZM211 226H213L214 228L212 229ZM102 227L104 229H102ZM197 227L198 228L201 227L199 229L203 230L205 233L208 231V227H209V231L207 232L209 234H207V233L203 234L204 233L203 231H200V233H199V229ZM206 227H207V230H206ZM129 228H131V229H129ZM151 228L156 232V234H154L155 232L153 230L151 231L152 233L150 232ZM164 228L167 230L166 232L168 234L165 232ZM193 228H195L196 230L198 229V233H196L195 229H193ZM216 228H218L217 229L218 231L216 230ZM229 228H231L230 232L228 231ZM27 229H28V231H26ZM171 229L172 230L175 229V230H173V232L175 231L177 233L174 232L173 233L174 235H172V234L170 235V233L172 232ZM159 230L161 231L160 234H162L163 232L166 233L165 237H167V235H168L167 239L163 238V236L159 234ZM212 230H214L215 232ZM219 230H221L222 232H220ZM125 231L127 233L129 231V233L127 234ZM183 231H184V233H183ZM13 232L16 234L15 235L16 237L14 236L15 238L12 237L14 235ZM29 232L31 233V235ZM121 232H122V234H120ZM131 232L132 233L134 232V233L130 234ZM185 232H187V233H185ZM201 232H202V234H201ZM210 232H212V234ZM124 233H125V235H124ZM23 234H24V236L26 234V236H25L26 238L23 237V239H22L21 236H23ZM117 234H118V236H117ZM119 234L122 236H119ZM144 234L147 237H145ZM184 234H186L185 238L183 237ZM220 234H221V236H220ZM131 235H133V236H131ZM196 235H198V236H196ZM199 235H200V239H199ZM169 236L170 237L173 236V238L171 237L172 240L169 238ZM174 236H175V239H174ZM213 236H214V238H213ZM120 237H122V238H120ZM191 237L195 241L192 242ZM201 237H204L205 239L204 238L201 239ZM138 238H139V240H138ZM19 239H22V240L20 241ZM132 239H134V240H132ZM136 239H137V241H136ZM203 239L205 242L203 241ZM206 239H208V240H206ZM209 239H211L210 240L211 242L209 241ZM13 240H17V241L19 240V244H18V242L14 243L15 241H13ZM167 240H169V241H167ZM173 240H174V242H172ZM200 240L202 241L203 244L201 243ZM118 241H115V243H117ZM138 241L141 242V244ZM28 242H29V246H28ZM125 242H123V243H125ZM167 242H169L170 245ZM176 242H177V244H176ZM188 242L191 243V246L189 245ZM173 243L177 246H175ZM35 244H36V242H35ZM14 245H15V247H14ZM166 245H168V246H166ZM210 245H213V246H210ZM164 246L167 247V248H165V249H167V251L168 250L170 252L172 251V253L167 252L165 250H164V252L161 251L164 249ZM198 246H201V248H199ZM22 247H24V246L22 245ZM31 247H34V246L32 245ZM11 248H14V249H11ZM27 248H25V249H27ZM150 248L153 250L150 251ZM147 249H149V250L147 251ZM199 249H201L202 252ZM207 249H208V251H207ZM154 250H156V251L154 252ZM175 250L177 252H174ZM116 251H117V253H116ZM185 251H186V253H185ZM120 252H122V250L120 248H119V250L117 248V250L115 249L112 252L110 251L111 258L109 259L110 256L108 255L106 258V260H107L106 263L109 264L110 263L109 261H115L116 259L120 260L122 257L121 256L122 253H120ZM187 252L189 255H187ZM209 252L210 253L212 252V253L209 254ZM32 253L34 255L37 254L35 250ZM167 254H169V255H167ZM208 254H209V258H207ZM150 255H151V257H150ZM163 255H166V256H163ZM211 255H212V257L213 256L216 258L219 257V258H217L218 261L214 257L212 259ZM198 256H200L201 258H199ZM164 257L165 258L167 257V258L164 260ZM200 259H202V260H200ZM219 259H221V260H219ZM204 260H205V262H204ZM207 260H209V261H207ZM228 261H227V264H233L234 263L232 261H229V263H228ZM112 264H113V262H112Z\"/></svg>",
	"mask_w": 264,
	"mask_h": 264
}]
</instances>
